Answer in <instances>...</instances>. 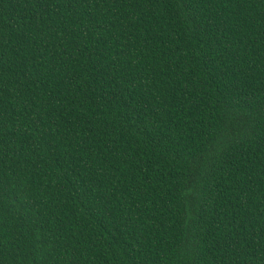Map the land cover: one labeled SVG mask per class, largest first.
Segmentation results:
<instances>
[{
    "label": "trees",
    "instance_id": "obj_1",
    "mask_svg": "<svg viewBox=\"0 0 264 264\" xmlns=\"http://www.w3.org/2000/svg\"><path fill=\"white\" fill-rule=\"evenodd\" d=\"M0 264H264V0H0Z\"/></svg>",
    "mask_w": 264,
    "mask_h": 264
}]
</instances>
